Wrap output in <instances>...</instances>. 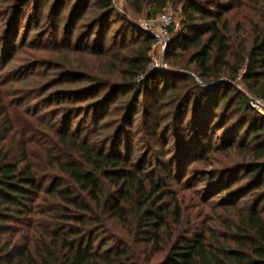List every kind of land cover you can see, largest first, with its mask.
Returning <instances> with one entry per match:
<instances>
[{
  "label": "trees",
  "instance_id": "obj_1",
  "mask_svg": "<svg viewBox=\"0 0 264 264\" xmlns=\"http://www.w3.org/2000/svg\"><path fill=\"white\" fill-rule=\"evenodd\" d=\"M126 2L136 14L146 12L149 18L163 13L170 3L182 6L181 27L169 28L172 36L166 59L172 72L151 68L156 39L143 30L130 43L125 34L117 51V37L112 39L113 46L105 48L111 18L120 14L114 0H75L73 22L81 20L78 42L91 39L97 28L94 42L103 54L116 53L125 79L119 88L101 86L107 89L101 99L85 98L88 102L82 111L92 113L96 125L100 116L103 119L110 108L113 111L91 133L72 128V119L58 120L63 123L59 126L41 113L22 110L23 102L17 106L11 101L6 89L9 80L0 75V264H264V116L251 107L248 94L264 98V14L259 22H251V48L243 41L235 47L227 17L235 7L264 10V0ZM121 20L135 28L126 14ZM11 29L13 39L15 28ZM73 73L69 79L82 81ZM189 79L191 83L186 82ZM239 79L245 89L237 87ZM61 83L56 79L51 87ZM87 87H63L59 106L89 95ZM117 90L132 91L130 100H113ZM141 95L153 99L143 105ZM178 100L175 121L183 122L191 115L183 130L196 134L194 141L179 139L173 156H165L166 163L156 168L124 154L129 149L122 148L123 136L136 117L142 114L159 128L164 109ZM114 127L116 134L107 137ZM219 131L223 135L215 138ZM168 145L169 141L162 148ZM218 152L238 155L240 161L205 173V190L225 192L220 206L234 210L235 217L221 222L219 232L179 235L165 244L169 219L182 218L176 197L173 208L164 200L166 184L177 181L188 160ZM151 172L154 177L149 181ZM241 172L247 182L238 185ZM237 196L247 202L234 205L227 200ZM129 210L135 213L133 222ZM114 218L123 223L126 238L119 240L109 232ZM165 250V257L155 260Z\"/></svg>",
  "mask_w": 264,
  "mask_h": 264
},
{
  "label": "rangeland",
  "instance_id": "obj_2",
  "mask_svg": "<svg viewBox=\"0 0 264 264\" xmlns=\"http://www.w3.org/2000/svg\"><path fill=\"white\" fill-rule=\"evenodd\" d=\"M74 1L0 0V75L4 79L9 80L6 89L11 93V101L17 106L18 103L23 102L22 110L27 108L41 113L47 121L52 123H57L58 120L64 122L67 118H69L67 121L70 122L72 119L70 122L72 128H81L84 134H89L104 119L110 118L113 111L110 108V114H107L103 119L100 116L99 123L96 125L92 113L89 116L83 113L84 110L82 108L88 102L85 98L90 97L93 101L101 99V95L107 90L104 89L105 87L101 88V86L113 85L119 88L121 86L120 83L125 79L120 74L119 69L121 65L115 58L116 53L114 56L103 54V51L99 49L100 46L94 42V37L96 36L94 34L97 32V28L93 30L91 39L86 40L84 44L78 42V25L81 20L77 21V23L73 22ZM114 6L120 14L111 18V29L106 38L105 48H108L112 44L113 37H117L119 43L117 45L114 43L115 50L117 51L121 46L125 34H129L128 43H130L136 40L139 32L143 30L155 36L156 39L151 51V68L155 66V63H160L163 60L168 64V67L165 70L159 67L158 69L163 72H172L170 69L172 66L170 65L171 62L169 64L166 59L172 32L169 30L166 40L159 41L156 38V35L163 26V22L159 19L162 13L150 18L146 15V12L138 15L127 4L126 0H114ZM164 12L173 15V24L179 29L182 18V6L180 3H170ZM123 14L128 16L135 28L129 27L128 24L124 23V20H121ZM263 14L264 10H260L259 7L250 6L235 7L228 12L227 17L230 21L232 39L233 41L236 39L234 41L235 47L238 45V42L243 41L247 48H251V40L254 35L251 22H259ZM12 27L15 28L13 39L10 36ZM11 42H13L12 46ZM90 48H97V51L93 52ZM73 71H75L73 73L75 76L78 74L81 76L80 78L82 79L80 80L82 81H74V78L69 79L68 75ZM179 72L184 73L187 71L180 69ZM56 79L63 83L51 87ZM141 79L140 77L132 83L139 82ZM196 79L201 81L199 78ZM183 80L181 79V82ZM238 81L237 87L241 90L245 89L246 87L241 79ZM186 82L191 83V80L189 79ZM86 86H88L87 88L90 91L89 95L75 97L73 99L75 103H69L66 107L59 106V101L63 99L62 95H64L62 93L63 87L67 90H72ZM185 91L181 96L185 94ZM248 94L250 100L256 97L254 94ZM131 96L132 91L126 93L125 91L117 90L113 100L116 97H127L130 100ZM151 99L153 98L148 96L141 95L140 97L141 104L143 105L150 103ZM179 100L164 109L162 117H165V119L159 128H156L155 121L146 118L148 120L146 122L142 114L138 115L134 121V125L129 126L123 136L124 142L122 148L123 150L126 147L129 149V152L125 149L124 154H130L138 163L141 162L142 165L146 162L152 168H156L158 163H166L165 156L167 158L173 156L172 150L177 148V141L179 139L183 138V140H188V142L194 141L193 139L196 134H192L191 130L188 133L185 132L186 130H183L186 129L185 127L188 122L192 121L191 115L183 122L178 123L175 121V112L179 105ZM150 105L152 106V103ZM193 106L194 102L192 103ZM262 115L264 116V114ZM57 124L63 126V123L61 125L60 123ZM115 134V127L106 133L107 137L114 136ZM222 135V132L219 131L215 138ZM168 141V148L164 150L162 146ZM159 154H161L162 159L158 158ZM175 155L177 154L175 153ZM239 161L238 155L232 154L230 157H227L224 152H218L197 161L188 160L184 171L179 176L176 175L177 167L173 168L178 178L177 181L166 184V196L164 200L168 207L173 208L174 203L172 201L176 197L175 201L182 208V218L180 221H174L172 218L169 219L170 229L166 232L167 235L164 236L165 244L170 241L172 242L179 235L193 234L194 232H206L207 234L219 232L223 229L221 222L235 217L234 210L228 211L226 207L220 206L222 199L226 197L225 192L215 194H212L213 192H206L205 184L208 177H204V174L221 166L234 165ZM230 174H233V172L231 171L228 174L227 179L231 176ZM236 174L237 172L235 171L234 176ZM240 174L241 177L244 176L242 175L244 174L243 172ZM153 177V172L147 174V180L150 181ZM245 182H247V178L243 177L238 185ZM238 185L235 184L234 188ZM227 200L234 205H242L247 202L246 199L239 196ZM129 211V219L133 222L135 213L132 210ZM108 228L109 232L116 234L119 240L127 236V230L123 223L116 218L109 221ZM170 234L173 235L172 238L169 237ZM98 243L99 241L96 242V244ZM166 254L167 251L165 250L155 255V260L161 261Z\"/></svg>",
  "mask_w": 264,
  "mask_h": 264
},
{
  "label": "built area",
  "instance_id": "obj_3",
  "mask_svg": "<svg viewBox=\"0 0 264 264\" xmlns=\"http://www.w3.org/2000/svg\"><path fill=\"white\" fill-rule=\"evenodd\" d=\"M159 19L163 22V26L160 30V32L156 35L157 40H166L167 36L169 35V28L173 24V15L164 12L160 15ZM155 66L153 68H161L165 70L168 67V64L164 62L163 60L160 61V63H155ZM250 105L253 109H255L257 112L264 114V98L260 97H253L250 100Z\"/></svg>",
  "mask_w": 264,
  "mask_h": 264
}]
</instances>
